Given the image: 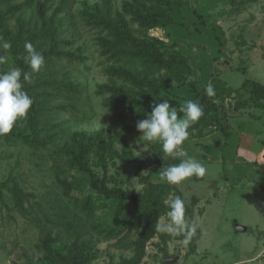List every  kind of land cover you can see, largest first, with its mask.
<instances>
[{
	"label": "rangeland",
	"instance_id": "1",
	"mask_svg": "<svg viewBox=\"0 0 264 264\" xmlns=\"http://www.w3.org/2000/svg\"><path fill=\"white\" fill-rule=\"evenodd\" d=\"M128 1L110 0V7L113 12H121ZM183 1L180 14L186 28L170 25L147 33L172 45L191 68L186 84H167V92L180 102L199 103L189 85L202 91L214 76L234 90L245 80L264 86V0ZM54 2L58 4L60 0ZM101 3L102 0H68V9L75 15L71 29L74 32H62L60 38L69 44L60 46L66 51L81 48L88 60L83 64L54 61L42 68L39 75L52 77L60 95L38 117V145L0 140V264H37L42 258L40 242L47 235L66 245L90 243L98 255L87 264H119L122 258L133 255L130 250L114 247L113 240L99 234L108 224L114 225L108 208L97 205L99 209L87 217L64 197L60 184L75 180L85 183L88 178L84 172L70 170L65 165L66 158L59 153L70 144L73 134L101 131L104 137L108 133L122 135L132 161L124 162L121 147L115 144L117 155L106 159L105 169L91 168L106 179L108 186L134 194L145 187L144 177L154 180L150 172L152 154L155 145L162 148L160 142L148 143L140 140L141 134L127 133L93 94L106 79L97 66L92 37L82 30L78 17ZM53 6L47 16L53 13ZM198 12L203 13L205 24L199 22ZM9 22L13 24V20ZM61 22L66 23L63 19ZM213 25L222 30L221 48L214 38ZM73 34L75 38H71ZM2 55L8 57L7 51ZM69 81L80 82L83 95L74 98L66 93L60 84ZM236 100L233 94L216 101L224 108L220 115L230 132L228 140L208 115L207 125L189 130L183 144L188 155L206 167L205 176L187 178L179 185L164 182L168 187L165 202L180 196L186 218L199 224L193 236L197 238L196 254H190L184 234L172 236L161 231L167 223L165 215L156 223L157 233L146 243L141 264H264V100L261 109L246 106L235 110ZM152 106L147 108L152 110ZM172 158L173 164L180 160ZM86 186L82 193L72 191L71 195L81 198L91 194ZM14 188L20 193L19 202ZM94 200L100 203L95 197ZM238 227L245 229L239 231ZM168 260L173 261L167 263Z\"/></svg>",
	"mask_w": 264,
	"mask_h": 264
},
{
	"label": "trees",
	"instance_id": "2",
	"mask_svg": "<svg viewBox=\"0 0 264 264\" xmlns=\"http://www.w3.org/2000/svg\"><path fill=\"white\" fill-rule=\"evenodd\" d=\"M183 4V0H129L123 5L121 12H113L110 0H102L101 5L91 8L90 13L87 14L84 10L79 14L82 30L92 37L97 66L101 68V73L106 79V83L98 86L93 94L101 100L102 108L112 115L114 122L129 134H141L136 129L137 122L145 119L146 114L151 112L148 106H154L163 100H167L170 106L177 110L178 115H182L179 108L184 102L170 95L166 85L175 82L184 86L191 75V68L184 56L172 45L147 33L149 30L170 25L186 28L187 23L180 14ZM52 5L55 9L47 16ZM67 5L68 0H60L58 4L54 0H0V37L12 44L11 49L6 50L8 57L5 58L6 63L0 65V71L20 68L24 72H31L25 62L27 54L24 44L27 41L43 54V67L54 61L85 63L88 57L82 54L81 48L66 51L60 46L69 44V41L60 38L62 32H74L71 29L75 15ZM59 14H64V18H60ZM197 17L201 24H205L202 12H198ZM62 19L66 21L65 24L61 22ZM11 20L13 24L9 22ZM211 29L221 48L224 44L221 28L213 25ZM75 37L76 34H73L71 38ZM2 53L0 50V55ZM42 68L38 73L31 74L30 81L24 82L23 90L33 99L27 117L18 120L10 133L0 135V140L19 141L32 147L38 145V117L45 113L60 95L59 88L55 87L58 83L52 77L42 78L39 75ZM210 84L214 88L213 96H208L205 89L196 90L192 83L189 85L199 99L204 115L191 124L188 131L200 125L206 126L207 117L210 115L211 121H214L218 130L228 140L230 132L224 126L220 115L224 108L216 101H223L224 98L235 94L238 98L234 104L235 110L246 106L261 109L264 86L252 80H245L239 89L234 90L215 76ZM60 85L74 98L83 95L84 86L80 82L69 81ZM115 144L121 147L120 157L124 162L132 161L128 143L118 133H108L107 137H104L101 131L92 135L73 134L70 144L59 153L66 158L65 165L70 170L84 172L88 178L85 183L75 180L70 183L60 181V184L64 197L87 217L99 209L98 206L102 209L108 208L114 217V225L108 224L99 234L108 241L113 240L114 247L133 253L129 259L122 258L119 264H141L146 243L157 233L156 223L168 211L164 200L168 187L161 180L160 171L173 164L175 159L155 145L152 154L154 160L150 167L154 180L149 181L144 177L145 187L141 192L134 194L120 187L108 186L106 179L91 168L95 166L104 170L106 159L117 155ZM83 186H86L91 194L81 198L71 195L72 191L81 192ZM12 191L19 202L20 193L16 188ZM94 197L99 204H96ZM196 241L197 238L193 236L188 241L192 255L197 251ZM40 251L42 258L37 264H87L98 255V250L90 243L66 245L58 243L57 239L49 235L41 240Z\"/></svg>",
	"mask_w": 264,
	"mask_h": 264
},
{
	"label": "clouds",
	"instance_id": "3",
	"mask_svg": "<svg viewBox=\"0 0 264 264\" xmlns=\"http://www.w3.org/2000/svg\"><path fill=\"white\" fill-rule=\"evenodd\" d=\"M10 41L0 37V50L11 49ZM25 60L31 72H24L20 68H12L7 72L0 71V135L10 133L18 120L26 118L33 99L24 90V82L31 80L32 73H38L45 63L43 54L35 49L30 41L25 42ZM6 63L4 55H0V65ZM205 92L208 96L215 94L214 88L209 84ZM179 113L172 108L167 100L152 106L146 118L136 124L141 133L140 140L148 143L160 142L162 151L176 158L178 163L162 168L160 178L162 181L179 185L190 177H203L206 167L193 157L189 156L183 148L184 142L189 138L191 124L198 121L203 115V108L193 100L185 101L179 108ZM167 223L161 231L177 236L184 234L185 243L197 232L199 224L190 222L185 216V203L180 196H175L170 202L166 201ZM159 227V226H158Z\"/></svg>",
	"mask_w": 264,
	"mask_h": 264
},
{
	"label": "water",
	"instance_id": "4",
	"mask_svg": "<svg viewBox=\"0 0 264 264\" xmlns=\"http://www.w3.org/2000/svg\"><path fill=\"white\" fill-rule=\"evenodd\" d=\"M244 229L245 228H240V227L237 228V230H239V231H244ZM173 260L175 261V259H173ZM173 260H168L167 263H170V261H173Z\"/></svg>",
	"mask_w": 264,
	"mask_h": 264
}]
</instances>
